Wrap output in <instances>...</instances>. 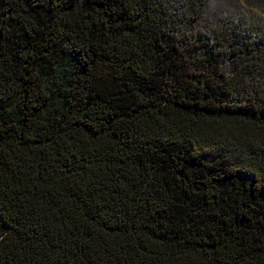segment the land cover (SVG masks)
<instances>
[{
  "label": "trees",
  "instance_id": "trees-1",
  "mask_svg": "<svg viewBox=\"0 0 264 264\" xmlns=\"http://www.w3.org/2000/svg\"><path fill=\"white\" fill-rule=\"evenodd\" d=\"M0 264H264V0H0Z\"/></svg>",
  "mask_w": 264,
  "mask_h": 264
}]
</instances>
